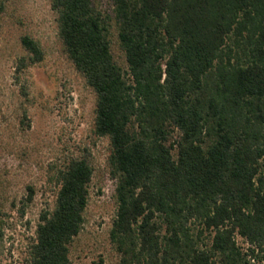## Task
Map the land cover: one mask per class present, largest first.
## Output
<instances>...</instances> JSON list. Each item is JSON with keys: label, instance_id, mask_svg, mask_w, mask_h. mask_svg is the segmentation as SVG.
Here are the masks:
<instances>
[{"label": "trees", "instance_id": "16d2710c", "mask_svg": "<svg viewBox=\"0 0 264 264\" xmlns=\"http://www.w3.org/2000/svg\"><path fill=\"white\" fill-rule=\"evenodd\" d=\"M51 5L97 94L95 132L110 139L120 264H264V0H113L112 13L94 0ZM21 40L18 71L45 57L39 40ZM93 175L87 154L57 170L55 205L22 264H73Z\"/></svg>", "mask_w": 264, "mask_h": 264}, {"label": "rangeland", "instance_id": "374dc122", "mask_svg": "<svg viewBox=\"0 0 264 264\" xmlns=\"http://www.w3.org/2000/svg\"><path fill=\"white\" fill-rule=\"evenodd\" d=\"M94 1L112 13L113 0ZM0 2V264H22L41 211L55 205L57 170L83 154L94 175L70 257L73 264H120L110 235L117 178L109 165L110 139L95 132L97 94L64 49L51 0ZM25 34L40 41L45 57L18 71L19 58L27 54ZM111 36L115 60L127 69L115 26ZM237 241L247 247L240 235Z\"/></svg>", "mask_w": 264, "mask_h": 264}]
</instances>
